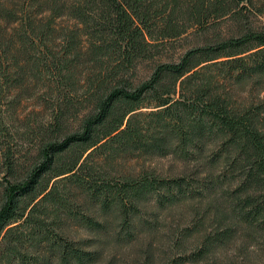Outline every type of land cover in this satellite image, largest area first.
<instances>
[{"label": "trees", "instance_id": "16d2710c", "mask_svg": "<svg viewBox=\"0 0 264 264\" xmlns=\"http://www.w3.org/2000/svg\"><path fill=\"white\" fill-rule=\"evenodd\" d=\"M30 7L23 22L0 25V57L14 38L27 44L32 78L43 81L35 104L48 112L34 128L32 167L3 192L0 264L95 261L99 250L72 237L63 218L93 228L104 224L93 213L111 208L124 221L150 192L172 203L196 185L210 194L225 179L238 216L264 227V23L249 19L252 10L264 17V0H30ZM0 13L11 22L9 9L0 5ZM62 15L69 23L59 27ZM223 19L230 34L208 36ZM189 33L201 40L164 60ZM145 61L149 74L138 79ZM168 154L183 165L177 174L113 165ZM229 231L204 239L215 245Z\"/></svg>", "mask_w": 264, "mask_h": 264}, {"label": "rangeland", "instance_id": "374dc122", "mask_svg": "<svg viewBox=\"0 0 264 264\" xmlns=\"http://www.w3.org/2000/svg\"><path fill=\"white\" fill-rule=\"evenodd\" d=\"M0 5L13 13L6 17L10 23L0 13L6 21L0 24L5 30L23 22L21 17L24 18L25 13L33 12L30 0H0ZM254 14L253 10L249 14L254 24L264 23V17ZM14 16L17 18L11 20ZM56 22L59 27L67 26L69 17L59 16ZM230 22L223 19L214 25L215 30L210 27L208 36L214 32L229 35ZM198 39L201 40L194 33L175 39L176 49L170 50L164 60L175 58L182 50L180 45ZM26 48L27 44L18 43L14 38L11 49L0 57V204L5 186L10 181L21 180L32 167L36 153L34 128L48 112L35 104L43 92V81L32 78L33 57ZM15 63L24 70H18ZM147 63L139 67L138 79L149 74ZM14 74L21 75L20 84L13 79ZM44 79L46 81V75ZM172 155L124 157L113 165L117 171L126 173L137 174L145 168L158 176L173 175L183 165ZM235 173L227 171L228 177ZM229 182L225 179L210 194L207 186L196 185L192 189L199 191L194 195L179 192L181 198L172 203L162 204L150 192L128 212V220L124 221L109 208L93 213L96 219L104 221L102 226H81L75 219L64 218L62 223L69 227L72 237L83 238L89 243L87 247L99 250L97 259L86 264H264V227H255L256 223L238 216V210L234 209L239 202H234L233 183L227 184ZM219 230L230 231L219 243L208 245L205 236Z\"/></svg>", "mask_w": 264, "mask_h": 264}]
</instances>
